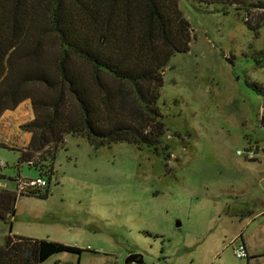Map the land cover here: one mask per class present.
I'll use <instances>...</instances> for the list:
<instances>
[{"label": "rangeland", "instance_id": "374dc122", "mask_svg": "<svg viewBox=\"0 0 264 264\" xmlns=\"http://www.w3.org/2000/svg\"><path fill=\"white\" fill-rule=\"evenodd\" d=\"M260 1L179 0L194 39L165 67L160 145L98 147L69 135L48 198L19 194L12 233L0 221V244L16 234L83 250L56 252L44 264H264ZM238 2L255 4L247 19L258 29ZM33 117L29 99L0 117V186L10 190L18 178L41 175L22 159L21 125ZM242 243L249 255L237 258ZM133 253L143 261L127 263Z\"/></svg>", "mask_w": 264, "mask_h": 264}, {"label": "trees", "instance_id": "16d2710c", "mask_svg": "<svg viewBox=\"0 0 264 264\" xmlns=\"http://www.w3.org/2000/svg\"><path fill=\"white\" fill-rule=\"evenodd\" d=\"M260 4L238 2L248 7L245 20L253 29L261 23L247 16L254 5L264 8ZM182 10L179 0H0V117L32 102L34 117L21 125L31 134L22 159L47 183L69 135L98 147L120 141L160 145L165 67L194 39ZM48 186H0V221L11 224V233L18 195L48 198ZM63 251L83 250L10 234L0 244V264H44Z\"/></svg>", "mask_w": 264, "mask_h": 264}, {"label": "built area", "instance_id": "2783aa9c", "mask_svg": "<svg viewBox=\"0 0 264 264\" xmlns=\"http://www.w3.org/2000/svg\"><path fill=\"white\" fill-rule=\"evenodd\" d=\"M47 181L48 180L44 178L43 175H39L29 180L21 179L18 184H19V188L23 190L25 188L28 189V188H35L42 186L45 187L48 185ZM234 252L237 258H245L249 255L246 245L244 243L234 248Z\"/></svg>", "mask_w": 264, "mask_h": 264}, {"label": "water", "instance_id": "95a60500", "mask_svg": "<svg viewBox=\"0 0 264 264\" xmlns=\"http://www.w3.org/2000/svg\"><path fill=\"white\" fill-rule=\"evenodd\" d=\"M178 225L181 224V222L179 221L177 223ZM143 261V257L141 255V253H133V254H129L126 258V262L127 263H132V262H137V263H141Z\"/></svg>", "mask_w": 264, "mask_h": 264}, {"label": "crops", "instance_id": "0c3cea01", "mask_svg": "<svg viewBox=\"0 0 264 264\" xmlns=\"http://www.w3.org/2000/svg\"><path fill=\"white\" fill-rule=\"evenodd\" d=\"M24 136H25V142H26V144L28 145V143H29V141H30V139H31V136L29 135V133L28 132H25L24 133ZM5 184V183H4ZM3 184V185H4ZM249 216H251V215H249Z\"/></svg>", "mask_w": 264, "mask_h": 264}]
</instances>
